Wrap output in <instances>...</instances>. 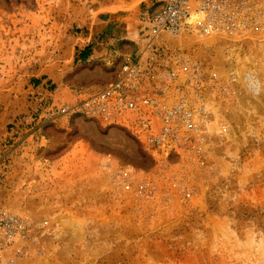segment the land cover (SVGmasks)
<instances>
[{
	"label": "rangeland",
	"instance_id": "374dc122",
	"mask_svg": "<svg viewBox=\"0 0 264 264\" xmlns=\"http://www.w3.org/2000/svg\"><path fill=\"white\" fill-rule=\"evenodd\" d=\"M157 1L0 0V219L16 222L0 264H264V89H241L181 154L39 120L108 82L113 52L147 56L139 14Z\"/></svg>",
	"mask_w": 264,
	"mask_h": 264
},
{
	"label": "built area",
	"instance_id": "2783aa9c",
	"mask_svg": "<svg viewBox=\"0 0 264 264\" xmlns=\"http://www.w3.org/2000/svg\"><path fill=\"white\" fill-rule=\"evenodd\" d=\"M156 3L154 10L139 14L144 38L154 42L147 44V56L113 52L108 82L48 105L39 120L92 119L125 129L147 151L164 153L170 146L165 155L181 154L203 142L241 89L262 93L264 0ZM159 39L178 46L168 48ZM39 94H32L35 104ZM15 226L13 217L1 218L0 239L10 242ZM1 246L0 241V260Z\"/></svg>",
	"mask_w": 264,
	"mask_h": 264
},
{
	"label": "trees",
	"instance_id": "16d2710c",
	"mask_svg": "<svg viewBox=\"0 0 264 264\" xmlns=\"http://www.w3.org/2000/svg\"><path fill=\"white\" fill-rule=\"evenodd\" d=\"M90 54H91L90 48H84L79 53L78 59L85 62L86 59H88V57L90 56Z\"/></svg>",
	"mask_w": 264,
	"mask_h": 264
},
{
	"label": "crops",
	"instance_id": "0c3cea01",
	"mask_svg": "<svg viewBox=\"0 0 264 264\" xmlns=\"http://www.w3.org/2000/svg\"><path fill=\"white\" fill-rule=\"evenodd\" d=\"M91 49L94 50V47H92ZM78 53H80V52H78ZM78 56H79V54H78ZM95 56H96V54L94 55V52H91L90 56L88 57V59H86L85 62H89V61H90L91 59H93ZM80 61H81V60H80Z\"/></svg>",
	"mask_w": 264,
	"mask_h": 264
},
{
	"label": "bare ground",
	"instance_id": "6f19581e",
	"mask_svg": "<svg viewBox=\"0 0 264 264\" xmlns=\"http://www.w3.org/2000/svg\"><path fill=\"white\" fill-rule=\"evenodd\" d=\"M170 146H166L164 149L169 148Z\"/></svg>",
	"mask_w": 264,
	"mask_h": 264
}]
</instances>
